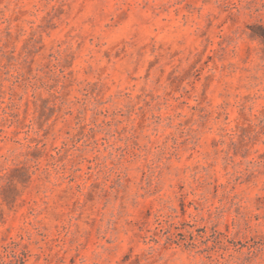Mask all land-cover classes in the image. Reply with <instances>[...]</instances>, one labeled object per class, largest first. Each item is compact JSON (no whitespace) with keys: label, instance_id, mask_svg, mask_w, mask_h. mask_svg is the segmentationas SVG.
<instances>
[{"label":"rangeland","instance_id":"1","mask_svg":"<svg viewBox=\"0 0 264 264\" xmlns=\"http://www.w3.org/2000/svg\"><path fill=\"white\" fill-rule=\"evenodd\" d=\"M0 264H264V0H0Z\"/></svg>","mask_w":264,"mask_h":264}]
</instances>
